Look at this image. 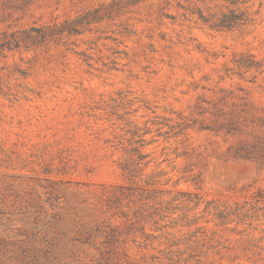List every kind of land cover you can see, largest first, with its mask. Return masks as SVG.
Wrapping results in <instances>:
<instances>
[{"label": "rangeland", "instance_id": "rangeland-1", "mask_svg": "<svg viewBox=\"0 0 264 264\" xmlns=\"http://www.w3.org/2000/svg\"><path fill=\"white\" fill-rule=\"evenodd\" d=\"M0 264H264V0H0Z\"/></svg>", "mask_w": 264, "mask_h": 264}, {"label": "trees", "instance_id": "trees-1", "mask_svg": "<svg viewBox=\"0 0 264 264\" xmlns=\"http://www.w3.org/2000/svg\"><path fill=\"white\" fill-rule=\"evenodd\" d=\"M225 20H227V19H225ZM235 20H237V17H232L229 19L228 23H234ZM222 22L224 23V21H222Z\"/></svg>", "mask_w": 264, "mask_h": 264}]
</instances>
